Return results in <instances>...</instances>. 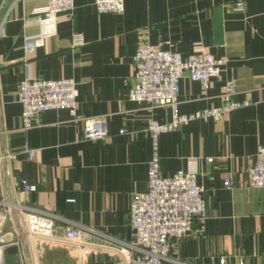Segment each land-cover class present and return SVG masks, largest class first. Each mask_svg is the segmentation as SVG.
<instances>
[{
	"label": "crops",
	"instance_id": "crops-1",
	"mask_svg": "<svg viewBox=\"0 0 264 264\" xmlns=\"http://www.w3.org/2000/svg\"><path fill=\"white\" fill-rule=\"evenodd\" d=\"M47 1L0 0V199L50 208L128 238L131 195L147 188V118L165 122L172 116L170 105L150 109L128 98L130 62L142 41L166 47L170 40L184 57L204 49L227 58L206 90L186 73L179 79L178 112L219 105L228 79L236 87L229 97L249 100L220 120L193 119L159 134L161 174L194 161L205 187V217L192 224L201 230L171 237V250L192 264H264V188L247 185L248 167L264 144V0H245L242 10L237 0H124L121 13L98 12L94 0H74L70 14L58 13L56 34L26 58L23 39L39 32L33 9ZM61 76L77 82L79 116L106 114L104 138L86 139L81 120L65 108L40 111L32 126H21L20 80ZM25 145L37 148L33 159L22 152ZM22 178L35 189L24 192ZM0 210V242L13 241L20 222L14 211ZM56 224L64 227L62 220ZM36 250L35 264H126L121 253L93 252L80 260L61 244ZM4 256L6 264L27 259L22 246L5 248Z\"/></svg>",
	"mask_w": 264,
	"mask_h": 264
},
{
	"label": "built area",
	"instance_id": "built-area-1",
	"mask_svg": "<svg viewBox=\"0 0 264 264\" xmlns=\"http://www.w3.org/2000/svg\"><path fill=\"white\" fill-rule=\"evenodd\" d=\"M98 12L124 11V0H94ZM245 0H237L235 7L242 10ZM74 0H48L43 6L33 9L39 32L26 35L23 50L26 58L35 54L36 48L57 32L59 12L70 14ZM79 39L76 40L78 42ZM166 47L142 41L137 45L130 62L134 81L128 90V98L143 102L148 108L170 105L171 119L159 122L154 117L147 118L146 130L152 141V155L147 165V188L134 191L128 210L129 237L126 239L107 234L93 226L67 218L56 211L39 207L21 200L0 199V206L8 212L14 211L20 222L18 238L0 242V264H6L4 251L10 244L25 249L26 260L19 264H35L33 254L37 245L61 244L83 259L93 252L121 253L126 264H192L174 255L170 238H181L194 231V219H202L206 214L205 187L197 181L195 163L187 169H178L170 175H162L159 169V134L172 130L193 119L220 120L227 112L249 103V100H232L229 95L236 90L232 79L223 85L222 102L216 106L204 107L188 113L177 110L179 79L186 73L199 82L206 90L210 80L218 78L227 62L226 57H215L209 51L200 49L182 56L166 40ZM77 82L73 77L59 78L26 77L20 80L16 97L21 104L20 120L23 128L30 127L38 112L65 108L71 119H79L86 139H100L107 135L106 114L79 116L77 114ZM22 152L29 159L36 155L37 148L23 146ZM0 155V159H1ZM205 161L207 157H202ZM247 185L264 188V144L257 146L253 163L248 167ZM23 191L35 189V185L21 179ZM227 187L231 185L229 176L224 178ZM72 198H68L71 200ZM5 214L0 210L1 218ZM62 220V230L56 224ZM37 251V250H36ZM214 262V258H212ZM240 264H245L241 262Z\"/></svg>",
	"mask_w": 264,
	"mask_h": 264
},
{
	"label": "water",
	"instance_id": "water-1",
	"mask_svg": "<svg viewBox=\"0 0 264 264\" xmlns=\"http://www.w3.org/2000/svg\"><path fill=\"white\" fill-rule=\"evenodd\" d=\"M17 245L16 244H10L6 247L7 252H16L17 251Z\"/></svg>",
	"mask_w": 264,
	"mask_h": 264
}]
</instances>
